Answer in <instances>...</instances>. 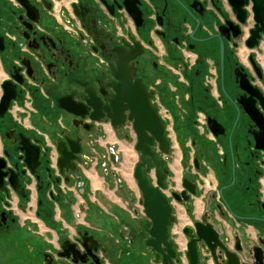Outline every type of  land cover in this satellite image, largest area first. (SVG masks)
<instances>
[{"label": "flooded vegetation", "instance_id": "1", "mask_svg": "<svg viewBox=\"0 0 264 264\" xmlns=\"http://www.w3.org/2000/svg\"><path fill=\"white\" fill-rule=\"evenodd\" d=\"M24 1L0 0V102L3 82L16 85L0 116V264H189L184 228L194 234L207 208L240 264H264V35L252 37L264 0ZM135 125L161 126L167 150ZM65 137L75 171L58 165ZM143 137L164 187L152 159L144 174L171 207L157 247L134 177ZM88 174L103 182L90 188ZM198 244L200 264H215Z\"/></svg>", "mask_w": 264, "mask_h": 264}, {"label": "water", "instance_id": "2", "mask_svg": "<svg viewBox=\"0 0 264 264\" xmlns=\"http://www.w3.org/2000/svg\"><path fill=\"white\" fill-rule=\"evenodd\" d=\"M22 1L25 4L24 0ZM261 2V1H260ZM254 18L257 23H261L260 27L256 30H252L253 34L258 36V32H262L264 35V8L260 11H255ZM250 46L253 43H249ZM4 48L3 37L0 36V51ZM13 79L18 81V74L14 73L11 75ZM3 88V96L0 102V116H3L5 113L10 100L15 98L16 96V85L12 83V81L7 80L2 84ZM61 102V99L59 100ZM60 107H64L68 112L77 114L74 109L64 106L62 103L58 104ZM135 129L138 133H141L145 136L144 132L149 130L151 133L156 135L161 148L166 151L167 150V142L162 135L161 126H156V128L151 126H140L135 125ZM72 141L70 138L65 137V141H59L57 148L59 152L58 165L61 171L72 169L75 171L74 167V159H78L75 156L79 150L74 149L72 147ZM151 141L143 137L139 138L138 142L135 145L136 150L140 152L139 162L136 164L134 169V177L137 181L139 188L142 191L143 196V204L145 207V212L152 218L154 226L152 229V234L155 235L154 245L157 247L160 243L167 244V232H166V224L172 220L170 216L171 207L169 206L166 198L158 191L157 188L152 187L148 182L144 171H145V163L148 162V166L150 164V160L152 159L156 164V172H157V184L161 187H164L163 178L164 175L161 171L162 168V160L159 157H156L154 153L150 150ZM25 151V159L24 161L28 164V166L32 169L37 165L38 161V147L30 145L29 141L26 139L24 141V146L20 148ZM5 167L4 160L1 159L0 169ZM7 172L1 173V176H6ZM12 178H10L11 180ZM185 188L191 193H195V184L193 182H184ZM225 189V186L220 188V193L222 195V190ZM185 193V192H184ZM188 196H185L187 199ZM212 214L209 212V208L206 209L204 215L202 216V220L204 224L195 222V233L193 234L192 228L185 227L184 233L188 237V250L186 251V255L188 258L189 264H200V251H199V242H204L208 245L212 258L215 264H240L238 255L235 252H231L223 243V240L220 238V233L214 228V224L210 220ZM142 221H144L142 219ZM209 221V222H208ZM167 249V248H166ZM168 250L169 247H168ZM238 251V250H237ZM171 256H173V252H170ZM163 263L172 264L169 261L164 260Z\"/></svg>", "mask_w": 264, "mask_h": 264}, {"label": "crops", "instance_id": "3", "mask_svg": "<svg viewBox=\"0 0 264 264\" xmlns=\"http://www.w3.org/2000/svg\"><path fill=\"white\" fill-rule=\"evenodd\" d=\"M88 178H89V186L90 188L93 189L94 187V184L96 183H101L103 182V180H101L99 177H93L91 175H87ZM209 177H211L209 175ZM127 178V176H126ZM129 182V179L127 180ZM188 207H191V205H186ZM107 207L108 209L112 212V213H115V214H119L120 213V207L119 206H114V205H111V203H108L107 204ZM201 208H202V204H201V201L200 199L199 200H196L195 203H194V206H193V211H194V214L197 216L199 215L200 211H201ZM63 213L66 215V216H69L70 212L68 211L67 208H64L63 207ZM98 206L96 204H93V203H89V206H88V210H87V214L89 216V219L97 226V227H100L101 225V222H102V219L100 218L99 216V212H98ZM183 218V217H182ZM112 220V219H110Z\"/></svg>", "mask_w": 264, "mask_h": 264}, {"label": "rangeland", "instance_id": "4", "mask_svg": "<svg viewBox=\"0 0 264 264\" xmlns=\"http://www.w3.org/2000/svg\"><path fill=\"white\" fill-rule=\"evenodd\" d=\"M11 46V44L9 43V42H6V47H10ZM14 50H15V53L16 54H18V47H14ZM37 100L40 102V104H45L46 103V100L38 93L37 94ZM8 119H5V120H3L4 122H6ZM122 148H123V146H122ZM122 151H124L123 149H122ZM132 159H133V161L136 159V156H135V153H134V157H132ZM131 158L129 159V160H132ZM129 160H128V162H129ZM128 162L125 164V165H127L128 164ZM124 163H125V158H124ZM97 168V167H96ZM127 178H128V176H127Z\"/></svg>", "mask_w": 264, "mask_h": 264}, {"label": "bare ground", "instance_id": "5", "mask_svg": "<svg viewBox=\"0 0 264 264\" xmlns=\"http://www.w3.org/2000/svg\"><path fill=\"white\" fill-rule=\"evenodd\" d=\"M123 150H124L123 153H124L125 164H126L130 158L132 159V156L130 154L129 149L123 148Z\"/></svg>", "mask_w": 264, "mask_h": 264}]
</instances>
